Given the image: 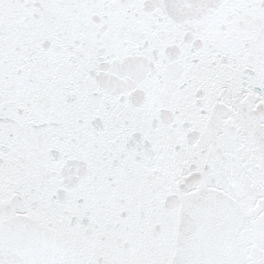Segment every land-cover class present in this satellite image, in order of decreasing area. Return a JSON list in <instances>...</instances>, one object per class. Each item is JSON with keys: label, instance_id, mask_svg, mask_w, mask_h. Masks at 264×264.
I'll return each mask as SVG.
<instances>
[{"label": "snow or ice", "instance_id": "1", "mask_svg": "<svg viewBox=\"0 0 264 264\" xmlns=\"http://www.w3.org/2000/svg\"><path fill=\"white\" fill-rule=\"evenodd\" d=\"M0 264H264V0H0Z\"/></svg>", "mask_w": 264, "mask_h": 264}]
</instances>
